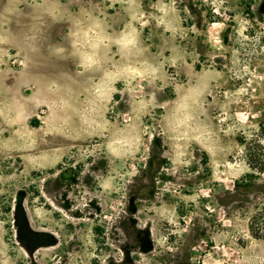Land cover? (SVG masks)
I'll use <instances>...</instances> for the list:
<instances>
[{
    "label": "rangeland",
    "instance_id": "rangeland-1",
    "mask_svg": "<svg viewBox=\"0 0 264 264\" xmlns=\"http://www.w3.org/2000/svg\"><path fill=\"white\" fill-rule=\"evenodd\" d=\"M264 264V0H0V264Z\"/></svg>",
    "mask_w": 264,
    "mask_h": 264
},
{
    "label": "flooded vegetation",
    "instance_id": "flooded-vegetation-1",
    "mask_svg": "<svg viewBox=\"0 0 264 264\" xmlns=\"http://www.w3.org/2000/svg\"><path fill=\"white\" fill-rule=\"evenodd\" d=\"M36 262H37L38 264H43V262H41L40 260H36Z\"/></svg>",
    "mask_w": 264,
    "mask_h": 264
}]
</instances>
